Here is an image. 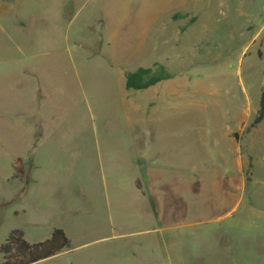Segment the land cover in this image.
I'll return each mask as SVG.
<instances>
[{
  "label": "rangeland",
  "instance_id": "1",
  "mask_svg": "<svg viewBox=\"0 0 264 264\" xmlns=\"http://www.w3.org/2000/svg\"><path fill=\"white\" fill-rule=\"evenodd\" d=\"M262 93L264 0H0V247L62 228L35 264H264Z\"/></svg>",
  "mask_w": 264,
  "mask_h": 264
},
{
  "label": "trees",
  "instance_id": "2",
  "mask_svg": "<svg viewBox=\"0 0 264 264\" xmlns=\"http://www.w3.org/2000/svg\"><path fill=\"white\" fill-rule=\"evenodd\" d=\"M163 65L155 67H139L125 75L127 90L142 91L160 82L171 79ZM264 119V93H262L260 108L251 126H256ZM23 174V172H22ZM16 177V175L14 176ZM23 179V176H20ZM71 240L62 228H54L51 237L45 241L30 243L25 239L22 230H13L5 243L0 247L1 264H35L49 259L69 249Z\"/></svg>",
  "mask_w": 264,
  "mask_h": 264
}]
</instances>
